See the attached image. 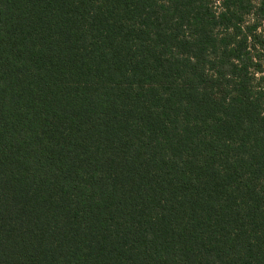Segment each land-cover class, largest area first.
Returning a JSON list of instances; mask_svg holds the SVG:
<instances>
[{"label":"trees","instance_id":"trees-1","mask_svg":"<svg viewBox=\"0 0 264 264\" xmlns=\"http://www.w3.org/2000/svg\"><path fill=\"white\" fill-rule=\"evenodd\" d=\"M0 264H264V0H0Z\"/></svg>","mask_w":264,"mask_h":264}]
</instances>
